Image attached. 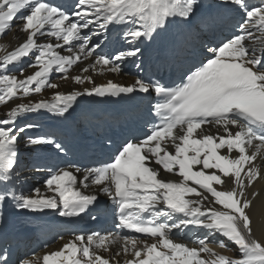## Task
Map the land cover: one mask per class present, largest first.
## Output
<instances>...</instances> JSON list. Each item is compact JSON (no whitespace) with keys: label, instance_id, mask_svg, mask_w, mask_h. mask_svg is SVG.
Returning <instances> with one entry per match:
<instances>
[{"label":"snow or ice","instance_id":"obj_1","mask_svg":"<svg viewBox=\"0 0 264 264\" xmlns=\"http://www.w3.org/2000/svg\"><path fill=\"white\" fill-rule=\"evenodd\" d=\"M220 9L239 15L236 30L209 39L219 26ZM14 20L21 22L17 27L25 39L11 50L0 43V106L12 102L0 113V205L32 213L53 210L61 217L91 214L92 220L110 212L119 230L74 235L60 249L21 257L18 264H264V240L257 238L251 214L262 196L255 185L264 179L257 163L264 162V0H220L215 10H205L202 0H75L71 10L51 0H0V38ZM173 24L182 31L164 47L165 59L182 64L190 46L207 47L209 53L182 68L178 82L151 77L129 85L95 82L91 72L119 73L125 61L142 67L145 40ZM112 29L127 45L114 54L104 51ZM47 37L52 40L40 42ZM25 58L18 75L9 71ZM84 62L82 74L69 75ZM25 68L31 74L25 76ZM53 72L91 87L24 102L60 87L51 80ZM134 93L160 98L150 109L159 122L143 138L126 137L114 151L111 136L106 143L85 145L86 152L107 156L93 165L66 159L63 143L27 121L45 111L65 117L81 97ZM21 140L35 153L31 167L48 172L43 191L25 193L18 185ZM45 147L54 151L41 155ZM54 158L64 166L51 164ZM101 194L110 206L100 203ZM190 226L206 232L191 246L176 239ZM225 240L238 256L211 246L227 249ZM0 264H9L6 255L0 254Z\"/></svg>","mask_w":264,"mask_h":264},{"label":"bare ground","instance_id":"obj_2","mask_svg":"<svg viewBox=\"0 0 264 264\" xmlns=\"http://www.w3.org/2000/svg\"><path fill=\"white\" fill-rule=\"evenodd\" d=\"M252 1L259 3V0H252ZM219 2L220 0H202L205 10H208L207 7L210 3H213L215 5L213 10L217 9V5L219 4ZM219 11H220V18H221V19L219 18V25L224 24L226 20L229 19L233 22L234 26L232 28H235L236 30V23L240 19L239 15L229 12L226 9H220ZM20 24L21 22L19 20H14L12 23L11 30L7 32L0 40V43H5L9 47V50H11L12 48H15L20 42H22L25 39V34L18 30L17 26ZM181 31H182V26L173 24L169 26L166 32H162L160 33V35L154 36L153 39L151 40L146 39L143 47H146L147 55L142 58L144 61L143 65L146 64L145 62H148L150 59L158 60L159 62H162L163 60H165V52L163 51L164 47L171 40H173V38H171L172 36H175L177 40L180 39ZM227 34L228 33H224L222 36L227 35ZM51 40H52L51 37L41 38L40 42H46V41H51ZM114 40L115 42L119 43V48L117 47V49L112 51V54H114L118 50H123L124 48L127 47V45L124 43L121 37V34L115 37ZM105 52H108V51H105ZM62 54H66V51L62 52ZM86 64L87 62H84L83 65L75 66L73 69L70 70L69 75L73 76L77 74H82L80 72V68L85 66ZM31 72H32V69L29 71L27 75L31 74ZM90 74L93 76V79L95 80L97 84L106 83L108 80H113L114 82H120V81L134 82V80L138 78L136 65L129 61H125L121 64V71L119 73H112L105 69L103 74H97L96 72H91ZM59 77H60V74L57 77H54L52 79L53 80L52 82L58 83L60 85L58 89L53 90V89L47 88L42 93L34 94L32 97L28 99H32L34 101L40 100V99L47 100L51 98L53 92L55 91H61V92L67 93L72 90H79L83 88L84 86L91 87L90 84L89 85H75L71 79L61 80L59 79ZM16 102L19 103L20 101L17 100ZM24 102H27V100H25ZM11 104L12 102H10V104L7 107H10ZM95 105L96 103L94 102H85V103L78 105L79 108L81 109H78V106L74 107L73 109L78 113L81 112L80 114L83 117L85 116L87 111L89 112V115H92ZM3 110L4 109L0 110V113H2ZM84 111L85 113H82ZM0 118H3L2 115H0ZM27 121L35 122L40 125L41 130L48 131V128H52L53 124H57L63 120L62 118L56 117L50 113L48 114V116H43V114L41 113L38 115L30 114L27 117ZM54 130H57V129L55 128ZM22 143H23V140H21V144ZM21 148L22 147L20 146V165L19 167L23 163V155L25 152V151H22ZM43 150L44 151L49 150L52 152L54 151V149H51L50 147H45ZM50 163L53 164V161H51ZM257 163H261L262 167H264V162L257 161ZM20 177L23 178L22 179L23 181L22 183L19 181L18 185L21 188V190H23L25 193L30 192L34 188H40L43 191L44 181L48 177V172L43 169L40 171H35L34 169L33 170L27 169L25 172L22 173V175H20ZM229 186L230 185H225V187H229ZM255 189H259L262 193V196L256 201L255 207L253 208L252 213H251L253 216V221H254L253 227H254V231H255L257 238L264 240V179L260 180L255 185ZM47 194L51 195V193H47ZM3 205L4 204L1 205L2 209H3ZM0 212L7 215L11 219H13L14 217H16L17 214H20L22 217H25L29 211L17 209L13 206V204L8 203L7 209L0 210ZM196 229H199V228L190 226L188 229H182L179 235L176 237V239H178L181 242L189 243L191 246V244L194 243L196 240L195 236H193V233ZM198 235L200 237L201 232ZM61 236L63 237V239H58V241L55 242V245L53 247L49 246V249H45V250H41V247H40L39 251H35L36 254L42 257L45 252L56 251L60 249L64 243H66L68 240L74 237V236L67 237L64 234H62ZM216 238L221 239L220 237H216ZM211 246L215 247L216 251L219 252L218 247H216L215 245H211ZM103 254L105 256L109 255V253H103ZM122 259L123 258L121 257V260Z\"/></svg>","mask_w":264,"mask_h":264},{"label":"rangeland","instance_id":"obj_3","mask_svg":"<svg viewBox=\"0 0 264 264\" xmlns=\"http://www.w3.org/2000/svg\"><path fill=\"white\" fill-rule=\"evenodd\" d=\"M30 160H27V162H29ZM227 245H228V248L227 249H222V252H225L227 255H230L232 257H235L234 255V249H235V246L231 244V242H227ZM231 249V250H229ZM236 250V249H235ZM236 254V253H235ZM239 255V253L237 254Z\"/></svg>","mask_w":264,"mask_h":264}]
</instances>
